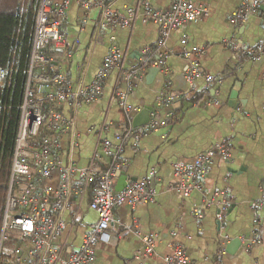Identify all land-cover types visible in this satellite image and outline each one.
Returning a JSON list of instances; mask_svg holds the SVG:
<instances>
[{
	"label": "crops",
	"instance_id": "1",
	"mask_svg": "<svg viewBox=\"0 0 264 264\" xmlns=\"http://www.w3.org/2000/svg\"><path fill=\"white\" fill-rule=\"evenodd\" d=\"M147 1L157 11L168 9L172 2ZM190 1L204 5L208 12L201 20L180 27L168 37L167 75L163 76L158 69L150 73L156 68L144 70L127 93L129 106L141 111L156 109L160 125L136 144L132 139L123 143L120 171L127 181L139 180L153 171L155 201L133 209H112L118 225L110 232L108 244L96 246L93 264H162L161 258L171 255L175 245L183 246L191 264H264V206H256L264 198V0L259 10L240 26L229 23L240 0ZM106 3L121 16H125L126 9L135 8L134 0ZM98 21L97 9L86 11L78 0H73L60 24L67 42L63 48L55 49L53 58H48L52 68L65 76L66 86L77 91L94 82L111 47L124 55L122 71L108 74L100 97L75 109L60 107L64 116L73 119L79 135V147L71 159L80 168L89 167L94 172L105 171L109 164L102 154L100 140L115 147L119 144L115 138L124 133L126 115L117 98L118 92L126 91L123 75L139 66L142 51L154 48L159 38V28L151 22L137 19L130 28L98 30ZM191 47L204 50L196 60L201 72L219 81L211 88L203 79H186L193 58L187 59L183 53ZM246 48H256V61L242 54ZM39 73L38 68L33 70L34 76ZM166 82L170 83L168 88ZM163 93L170 94L172 101L157 106ZM102 124L106 127L100 130ZM220 142L226 143L229 154L226 158L215 156L200 192L184 197L168 190V185L175 181L176 162L192 161ZM61 148L67 149L66 137ZM66 159L63 157V161ZM117 181L118 178L115 185ZM215 192H225L229 201L221 228L215 219L219 209V199L213 197ZM89 201L90 191L81 197L72 196L68 209L56 214L63 228L53 245L63 250V257L81 245L90 224L96 220L95 212L88 208ZM147 235L156 238V256L136 259L141 239ZM255 236L260 243L246 251ZM233 241L239 242V248L229 247L226 252ZM17 242L6 252L7 264L11 263L14 249L27 246ZM20 264L35 262L26 259Z\"/></svg>",
	"mask_w": 264,
	"mask_h": 264
},
{
	"label": "built area",
	"instance_id": "2",
	"mask_svg": "<svg viewBox=\"0 0 264 264\" xmlns=\"http://www.w3.org/2000/svg\"><path fill=\"white\" fill-rule=\"evenodd\" d=\"M72 1L40 0L35 16L30 63L19 107L20 115L2 215L0 255L1 245L7 240L6 231L15 234L17 240L26 243L27 246L13 250L10 264H20L26 259L33 260L35 264H93L96 246L108 244L110 232L118 225L112 209L121 206L133 209L139 204H152L155 201L153 171L139 180L127 181L120 192L114 191L117 173L122 166L120 155L123 143L132 139L136 144L160 125L157 110L151 109L149 121L139 128H133L132 114H138L141 110L127 104V93L132 90L133 80L144 70L156 68L166 76L168 37L180 27L201 20L208 12L207 7L190 0H172L170 7L164 11L153 10L147 0H134L135 8L126 9L125 16H121L110 10L106 0H78L84 10L99 11L98 30L130 28L137 19L142 23L151 22L159 28V38L155 47L144 49L139 66L123 75L126 91L118 92L117 98L126 115L124 133L115 138L119 143L115 147L105 139L100 140L102 154L109 159V164L105 171L94 172L89 167L80 168L71 159L73 152L79 147V135L73 119L64 116L60 107L65 105L69 109H75L80 104H90L100 97L102 85L108 74L114 70L122 71L124 55L117 48L111 47L103 58L93 83L77 91H71L66 86L65 76L52 68L51 61L41 55V51L48 43L55 49L65 46L67 34L60 31V24ZM262 3L263 0H240L239 8L229 17V23L234 26L243 25L259 10ZM203 53L204 50L198 47H191L183 53L185 58H193L186 70V79L188 82L203 79L207 88H211L219 81L199 69L196 57ZM242 54L251 61L258 59L256 48H246ZM35 68L40 70L37 76L33 75ZM8 75L9 69L0 67V85L6 81ZM169 85L170 83L166 82L167 88ZM171 101L172 96L163 93L158 98L157 106H166ZM104 127L105 124H102L100 130ZM65 137L67 149L63 151L61 143ZM228 154V146L220 142L192 161L176 162L173 165L175 181L168 185V190L184 197L193 192H200L203 188L202 182L215 156L226 158ZM63 157L67 159L63 161ZM88 191H90L88 208L95 212L96 220L90 224L89 232L83 237L81 245L63 257V250L53 245V241L63 228L56 214L68 209L72 196L81 197ZM213 197L219 199L215 219L220 227L229 201L225 192H215ZM256 206L263 207L264 198L257 202ZM155 242L154 235L142 237L136 259L155 257ZM259 243L260 239L253 237L248 242L246 251ZM4 262L7 264L6 260ZM161 262L191 264L181 245H175L172 254L162 257Z\"/></svg>",
	"mask_w": 264,
	"mask_h": 264
},
{
	"label": "trees",
	"instance_id": "3",
	"mask_svg": "<svg viewBox=\"0 0 264 264\" xmlns=\"http://www.w3.org/2000/svg\"><path fill=\"white\" fill-rule=\"evenodd\" d=\"M39 2L0 0V67L9 69L8 78L0 85V232ZM55 53L50 43L41 51L47 58ZM0 257L5 264L2 253Z\"/></svg>",
	"mask_w": 264,
	"mask_h": 264
},
{
	"label": "water",
	"instance_id": "4",
	"mask_svg": "<svg viewBox=\"0 0 264 264\" xmlns=\"http://www.w3.org/2000/svg\"><path fill=\"white\" fill-rule=\"evenodd\" d=\"M157 71H158L157 69H151L150 73H152V72L156 73ZM234 96L235 95L232 93L230 99L233 100V98H235ZM150 110H151V108H144L142 111H140V113L136 114L134 116V118L132 119V127L133 128H139V127L145 125L149 121ZM117 178H118V181L114 187V191L120 192L125 187L127 178L123 175V173L121 171H119L117 173ZM239 246H240V244L238 241H233L230 243V245L228 247H226V252H227L229 247H231V249H238Z\"/></svg>",
	"mask_w": 264,
	"mask_h": 264
},
{
	"label": "rangeland",
	"instance_id": "5",
	"mask_svg": "<svg viewBox=\"0 0 264 264\" xmlns=\"http://www.w3.org/2000/svg\"><path fill=\"white\" fill-rule=\"evenodd\" d=\"M5 236L7 237V240L3 242V244L1 245V250H2V254L4 256L3 260H7L8 257H6V252H9V250L12 248H14L17 245V236L15 234H12L9 231L5 232Z\"/></svg>",
	"mask_w": 264,
	"mask_h": 264
}]
</instances>
